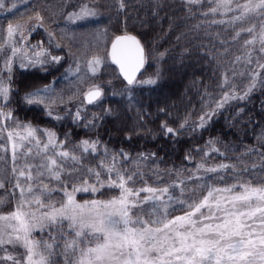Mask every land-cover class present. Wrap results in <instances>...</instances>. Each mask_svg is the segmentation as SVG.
I'll use <instances>...</instances> for the list:
<instances>
[{"label": "snow or ice", "instance_id": "1", "mask_svg": "<svg viewBox=\"0 0 264 264\" xmlns=\"http://www.w3.org/2000/svg\"><path fill=\"white\" fill-rule=\"evenodd\" d=\"M182 2L187 5L207 3L209 7L201 14L211 15L213 19L210 23L232 27L233 40H239L242 34L247 33L243 40L245 55L236 56L232 63L255 64L247 73H238L247 75L248 83L243 91H238L227 73L224 74L222 95L214 101L215 107H210L201 115L199 123L195 125L196 128H204L230 101L249 100L255 90L264 89V77L259 71L264 69L261 62V58H264V0ZM15 7V4L9 7L6 0H0V10L12 12ZM124 7V0H119V8L123 10ZM229 13L232 15L229 16ZM95 14L94 10L83 5L78 12L68 13L66 19L75 23ZM217 14L227 19L217 20ZM36 18L43 21L39 12ZM41 26L42 23L34 25L29 31ZM17 27L8 24L7 38L3 44L7 45L18 34ZM48 35V42L51 43L53 34ZM257 43L260 56L254 60ZM11 51L15 56L19 49L13 46ZM109 56L112 63L119 66L129 90L134 85L156 83V79L151 77L140 81L136 79V74L145 65L146 56L144 47L135 36H117L111 44ZM61 59L40 46L34 58H28L27 65L58 64ZM11 62V59L7 62L9 72ZM102 63L101 57L94 56L88 61V70L95 75ZM25 66L21 64V67ZM76 70L80 71L78 65ZM10 92V77L8 83L0 77V132L7 133V141L11 145L12 173L16 179L14 187L19 190L18 197L13 193L15 208L0 213V260L11 261L12 264H60L57 257H61L64 264H264V179L254 183L251 175L244 179L237 174L233 182L223 187L202 185L206 194L196 196L193 193L191 197H184V190L188 187L185 180L177 179L165 186L149 185L139 168L129 169L120 163L118 157L129 160L128 154L123 152L109 156L105 149L104 159L96 168L85 167V155L96 154L99 141L86 139L68 149L65 148L67 138L60 140L53 131L13 121L12 111L4 110L8 106ZM102 94L99 86H94L88 90L85 98L92 104ZM23 99L28 105L44 104L48 116L57 120L62 118L54 115L49 107L54 101L49 96L48 88L26 93ZM74 119H81L79 110ZM6 121H13L12 126L3 127ZM92 123L88 121V124ZM162 127L167 134H177L174 128L166 124ZM260 139L264 140V136ZM215 143L214 140L208 141L209 150L202 152L203 157L209 156L210 152L224 154L215 147ZM6 151L7 146L0 144V152ZM253 151L259 152V149H248L244 155ZM260 156L264 161V153ZM29 157L32 162H29ZM18 159H23L22 166L16 165ZM147 159L148 156L140 154L136 163ZM185 159L190 161L192 157L186 155ZM67 161L73 165L70 171L65 167ZM195 169L196 172L202 169L207 173H222L231 169L233 173H238L235 164L226 163L212 167L200 163ZM76 171H80L81 175L71 177V172ZM240 171L248 172L249 169L245 166ZM62 176H69L70 179L66 181ZM193 178L201 179L195 172L187 177L188 180ZM218 178L224 179L223 175ZM52 180L57 182L56 185L50 183ZM137 181L143 182L141 186H137ZM181 185L184 187L181 188ZM4 186L0 181V188ZM105 187L119 189V194L108 200L79 202L76 199L77 192L95 195ZM172 188L180 189V196L171 193ZM55 192H62V197H55ZM141 193L145 195L141 196ZM173 202L184 206L182 215L171 217L168 209ZM3 203L0 199V204ZM147 204H150V208L143 207ZM137 208L140 211L133 212ZM35 232H40L41 238H36L33 235ZM7 245L23 248L22 258L9 253Z\"/></svg>", "mask_w": 264, "mask_h": 264}, {"label": "trees", "instance_id": "2", "mask_svg": "<svg viewBox=\"0 0 264 264\" xmlns=\"http://www.w3.org/2000/svg\"><path fill=\"white\" fill-rule=\"evenodd\" d=\"M22 1L12 12H0V45L7 37L8 24L15 27L24 24L31 29L34 23H42L41 27L35 28L39 34L33 30L29 37L31 41L39 39L40 43L44 42L43 34L49 37L48 34L52 33V40L60 47L59 52L61 48H68L71 53H81L83 56L94 51L97 35L101 32L105 34L107 42L115 34L132 33L143 45L146 56L137 81L151 77L156 79V83L134 85L129 90L115 68L105 62L96 80L103 89L102 98L86 106L78 121L74 119V113L62 112L59 113L62 118L57 120L48 116L44 109L26 104L23 99L26 93L50 83L51 68L45 67L46 72H42L39 69L23 71L14 67L10 76V98L4 109L12 111L13 121L53 131L60 140L67 138L65 148L68 149L86 139L99 141L98 152L85 155V167L96 168L104 159L105 149L109 156L123 152L128 154L129 160L118 157L120 163L129 169L139 168L149 185L165 186L177 179L185 180L188 187L184 190V197H191L193 193L196 196L206 194L202 185L223 187L233 182L237 174L244 179L251 175L254 183L264 179V167L261 166L264 161L260 156L264 153V140L260 139L264 136V89L255 90L249 100L230 101L206 127H195L199 117L210 107L214 108V101L222 95L224 74L227 73L238 91H243L248 83L247 75L238 73H247L248 69L255 67V64L243 62L233 65L236 56L245 55L243 40L248 34L244 33L239 40H233L232 27L210 23L213 17L201 14L209 7L207 3L187 5L182 0H124L125 7L121 10L119 0ZM8 2L10 0H6ZM157 4L161 6L157 7ZM83 5L96 14L87 16L89 19L84 18L85 21L68 22L67 14L78 12ZM37 12L43 17L42 22L37 20ZM215 19L227 17L217 14ZM258 47L257 43L254 60L260 56ZM261 62L264 63V58H261ZM259 71L264 77V69ZM70 81L57 82L55 87L56 96L63 102L68 100L69 92L66 94V91ZM13 121H6L3 127H11ZM88 121L93 123L88 124ZM165 124L174 128L177 134H167L162 127ZM182 124L184 127H181ZM210 140L216 142L215 147L223 155L210 152L206 158L202 156V152L209 150ZM248 149H259V152L244 155ZM140 154L149 159L137 164ZM186 155H191L192 159L186 160ZM0 157V181L5 185L0 188V199L4 201L0 204V213H7L15 208L13 193L18 197V191L14 187L16 179L12 173L14 165L9 149L0 152ZM200 163L208 167L220 163L235 164L238 173H233L231 169L222 173H207L202 169L196 172L195 166ZM245 166L249 171H240ZM65 167L70 171L72 162L67 161ZM193 172L201 179L188 180L187 177ZM178 173L181 175L178 176ZM80 175V171L71 172V177ZM220 175H223V180L218 178ZM62 179L67 181L70 177L62 176ZM50 183L56 185L57 182L52 180ZM142 183L137 181V186ZM170 192L180 196L178 188H172ZM118 194L119 189L105 187L95 195L77 192L76 199L108 200ZM53 195L59 198L63 193L55 192ZM144 195L141 193V196ZM143 207L150 208V204ZM139 211V208L133 209V212ZM168 211L171 217L182 215L184 206L173 202ZM40 236L36 235L37 238ZM57 259L64 264L61 257Z\"/></svg>", "mask_w": 264, "mask_h": 264}, {"label": "rangeland", "instance_id": "3", "mask_svg": "<svg viewBox=\"0 0 264 264\" xmlns=\"http://www.w3.org/2000/svg\"><path fill=\"white\" fill-rule=\"evenodd\" d=\"M21 3H23L22 0H10V2H8L7 4L9 7H11L12 4H15L17 7ZM79 10H80V8H79ZM2 11H4V10H0V12H2ZM85 18L89 19L88 17H85ZM78 21H85V20L83 18V19L77 20L76 22H78ZM13 27H15V26H13ZM29 30H30V28H27V26L24 24L17 27V33L18 34L16 36H14L11 40H9L7 45H5V44L0 45V77H3L5 83H8V79L11 76V73H12L14 67H16L20 70H23V71H29L32 69H39L42 72H46V69H44L45 67H47V68L50 67L51 68L50 74L52 76V78L50 79V83L45 84L38 89H44V88L49 89V96L54 101V103L51 104L49 107L53 111L54 115H59L60 112L72 113V114L74 113L76 115V112L78 110L80 111V113L83 112L86 108V104L82 100V95H83L84 91L88 90L90 87H92V85H95V86L100 85L101 86V84L99 82H97L96 80H98L97 77L100 74L99 72H100L101 68L105 65V62L110 64L109 59H108V47H109V44H110L112 38L117 34L111 36L110 40L107 42L106 38H105V34L103 32L99 33L97 35L98 37L96 39L97 42H95V44L93 46L94 51L89 53L88 56H83L81 53H75V52L71 53L70 51H68V48H65V49L61 48V52H59L60 47L56 46L57 43H55L54 40H52V42L49 43L48 42L49 37L45 34H43V36L45 38H44V42L42 44L40 43L39 39L35 42L26 39L27 44L22 47L23 38L28 37L29 33H33V31L30 32ZM35 30L38 31V29H35ZM20 34H22V36ZM37 34H39V31ZM13 46H15L16 48L19 49V51L15 54V56H13L12 51H11ZM40 46H42L44 49H46L47 52L50 53L51 55L60 56L62 58L60 63L56 64V63L49 62V63L43 64V65H40V64H37L35 66L27 65L28 58L29 57L34 58L35 52L39 50ZM94 56L101 57L103 60V63L99 66L96 74L92 75L91 72L88 70L87 65H88V61ZM42 58L50 59V57H42ZM9 59H11V61H12L11 65H10L11 72L8 71V66H7V62L9 61ZM22 63H24L26 66L21 67ZM77 65L79 66V69H80L79 72H77V70H76ZM57 78H59V79H57ZM69 79L71 81H70L69 86H67V87L72 88V90L70 91L68 88V91H66V94L69 92L68 97H67L68 100L65 99V101L63 102L59 99L58 96H56L57 92L55 90V87L57 85V82L61 83V82L68 81ZM36 90L37 89L32 90L30 92H34ZM34 106L39 107L41 109H44L45 113H47L48 109L45 107L44 104L34 105ZM0 136L3 137L2 139H0V143L7 146V148L9 149V151L11 153V156H12L11 145L8 144V141H7V133L6 132H0ZM28 159H29V162H32L31 157H29ZM15 163L18 166H22L24 161H23V159H18ZM17 191H18V196H19V190L17 189ZM78 193H83V192H78ZM86 200H89V199H86ZM77 201H79V200H77ZM83 201H85V200H80L79 202H83ZM38 234H41V233L40 232L33 233V235L35 237H36V235L38 236ZM39 238H41V236ZM6 247H7L9 253L14 254V255L22 258L23 252H24L23 248H21L19 246H17L16 248H13L11 245H7ZM0 264H12V262L0 260Z\"/></svg>", "mask_w": 264, "mask_h": 264}, {"label": "water", "instance_id": "4", "mask_svg": "<svg viewBox=\"0 0 264 264\" xmlns=\"http://www.w3.org/2000/svg\"><path fill=\"white\" fill-rule=\"evenodd\" d=\"M124 35H131V36H134L133 34H127V33H124V34H118V35H116V36L111 40V42H110V44H109V47H108V57H109V60H110L111 63H112V61H111V58H110V56H109V53H110V51H111V44H112V42L116 39L117 36H124ZM136 38H137V37H136ZM137 39H138V38H137ZM112 64L116 67V69L118 70L119 74L121 75V77L123 78V80L125 81V83L127 84V81L124 79L123 75H122L121 72H120V68H119V66L116 65V64H114V63H112ZM141 70H142V69H141ZM141 70H140V71H141ZM140 71H139V72H140ZM139 72L136 74V76L139 74ZM87 92H88V90L85 91V93L83 94V99H84V101H85L87 104H89V103L87 102L86 98H85ZM96 101H97V100H96ZM96 101H94V102H96ZM94 102H93V103H94Z\"/></svg>", "mask_w": 264, "mask_h": 264}, {"label": "flooded vegetation", "instance_id": "5", "mask_svg": "<svg viewBox=\"0 0 264 264\" xmlns=\"http://www.w3.org/2000/svg\"><path fill=\"white\" fill-rule=\"evenodd\" d=\"M31 35H32V33H30L28 37L23 38V40H22V47H23L24 45L27 44V43H26V39L30 40L29 37H30Z\"/></svg>", "mask_w": 264, "mask_h": 264}, {"label": "bare ground", "instance_id": "6", "mask_svg": "<svg viewBox=\"0 0 264 264\" xmlns=\"http://www.w3.org/2000/svg\"><path fill=\"white\" fill-rule=\"evenodd\" d=\"M139 73H141V72H139ZM82 100H83V102L86 104V106H87V103L84 101V99L82 98Z\"/></svg>", "mask_w": 264, "mask_h": 264}]
</instances>
